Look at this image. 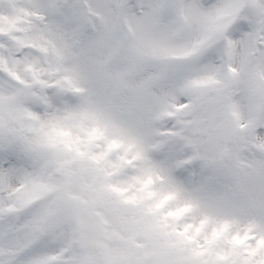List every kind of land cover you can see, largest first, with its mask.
Masks as SVG:
<instances>
[{
    "label": "snow or ice",
    "instance_id": "6c2138e0",
    "mask_svg": "<svg viewBox=\"0 0 264 264\" xmlns=\"http://www.w3.org/2000/svg\"><path fill=\"white\" fill-rule=\"evenodd\" d=\"M0 264H264V0H0Z\"/></svg>",
    "mask_w": 264,
    "mask_h": 264
}]
</instances>
